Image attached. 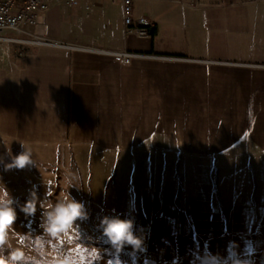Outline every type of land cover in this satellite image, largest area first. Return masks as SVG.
Wrapping results in <instances>:
<instances>
[{"label":"crops","instance_id":"1","mask_svg":"<svg viewBox=\"0 0 264 264\" xmlns=\"http://www.w3.org/2000/svg\"><path fill=\"white\" fill-rule=\"evenodd\" d=\"M134 7L154 22L151 35L127 29L120 1L88 9L54 0L28 30L70 46L29 45L22 58L12 55L5 72L0 63V91L6 79L13 108L29 107L49 146L74 149L79 163L109 165L123 149L141 178L150 170L147 190L159 196L163 220L202 211L211 228L217 158L224 227L264 222V0ZM124 51L139 56L126 61L116 54ZM189 170L207 187L188 185Z\"/></svg>","mask_w":264,"mask_h":264},{"label":"rangeland","instance_id":"2","mask_svg":"<svg viewBox=\"0 0 264 264\" xmlns=\"http://www.w3.org/2000/svg\"><path fill=\"white\" fill-rule=\"evenodd\" d=\"M4 34H13L18 38L28 36L18 31H7ZM29 34L33 32L30 31ZM29 45L32 44L0 43V63L3 65L4 72L11 56L22 58L27 54ZM4 82V89L0 91V177H2L0 183H5L20 203L25 201L33 185L39 186L41 198L46 191L45 187L50 186L53 201L61 191H69L75 199L85 204L90 213V218L81 224L83 232L81 242L101 249L107 248L108 245L97 229L100 218L107 214L133 219L137 234L145 237L147 246V252L138 254L135 264H200V261L195 260L196 255L223 259L230 242L238 243L243 249L244 240L247 238L257 244V255L253 258L255 264H264L263 221L252 222L245 226H238L230 221L225 227V221H220V205L224 217H226V210L222 202L220 203V164L217 158V160L212 158L211 187L213 191L214 189L217 191L218 200L215 202L213 196L211 228L203 226L202 211L195 212L193 218L190 217L191 215L185 217L187 214L176 211V213H170L168 220H163L157 217V209L160 208H157L159 196L147 190L150 184L147 179L151 176L150 170L144 171V177L141 178L138 164L125 165L123 149L117 150L115 163L100 165L79 163L74 149L50 147L51 142L46 138L45 127L35 124L34 121L30 122L35 118L30 108L27 106L13 108L10 93L5 90L6 87H10V84H6V79ZM20 142L32 151L39 168L29 167L5 172L4 163L11 160L9 152L11 155H18L23 151ZM188 173L190 177L188 185L195 188L207 187V182L205 183L202 178L192 180L191 175H196L191 170ZM69 182L78 188H70ZM184 184V179L181 178L179 187L185 186ZM130 191H142L141 201H139L141 196L133 197ZM188 202V206L191 205V201ZM177 204L180 207L179 199ZM40 211L38 209L36 222L30 226L35 229L36 234L41 231L38 228ZM216 213L219 216H216ZM258 214L261 218L263 212ZM25 224L27 221L20 213L18 230L27 231ZM89 237L93 239L90 240ZM129 252H131L130 248L122 254L121 258L125 264H133L132 258L128 255ZM109 258L111 257L105 254L99 264H106Z\"/></svg>","mask_w":264,"mask_h":264},{"label":"clouds","instance_id":"3","mask_svg":"<svg viewBox=\"0 0 264 264\" xmlns=\"http://www.w3.org/2000/svg\"><path fill=\"white\" fill-rule=\"evenodd\" d=\"M20 144L23 151L18 155L9 152L11 160L4 163L5 172L39 168L32 151ZM69 187L77 186L69 182ZM45 188L41 198L39 186L33 185L25 201L20 203L6 184L0 183V264H99L105 254L111 257L106 264H125L121 257L129 248L128 255L135 264L138 254L147 252L145 237L137 234L135 221L119 215L106 214L97 225L107 248L82 243L81 224L90 218L85 204L69 191H61L53 201L51 187ZM38 209L41 210L38 223L41 231L36 234L30 226L36 222ZM20 213L27 221L24 225L27 231L18 230ZM256 255V242L247 238L243 249L238 243L230 242L223 259L196 255L195 260L200 264H255Z\"/></svg>","mask_w":264,"mask_h":264},{"label":"built area","instance_id":"4","mask_svg":"<svg viewBox=\"0 0 264 264\" xmlns=\"http://www.w3.org/2000/svg\"><path fill=\"white\" fill-rule=\"evenodd\" d=\"M54 0H0V43L24 42L32 45H60L70 46L64 43L42 38L36 34H29V27L37 25L46 12L52 6ZM71 6L85 5L88 9L95 6V0H64ZM120 1L123 9L124 24L127 29L142 36L152 34L154 22L135 12L134 0H112ZM7 31L21 32L27 34L26 38H18L13 34H4ZM116 54L130 61L139 56L133 52H116Z\"/></svg>","mask_w":264,"mask_h":264}]
</instances>
